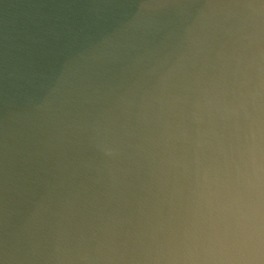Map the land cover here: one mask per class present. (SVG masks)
I'll return each instance as SVG.
<instances>
[{
	"label": "water",
	"instance_id": "95a60500",
	"mask_svg": "<svg viewBox=\"0 0 264 264\" xmlns=\"http://www.w3.org/2000/svg\"><path fill=\"white\" fill-rule=\"evenodd\" d=\"M0 264H264V0H0Z\"/></svg>",
	"mask_w": 264,
	"mask_h": 264
}]
</instances>
